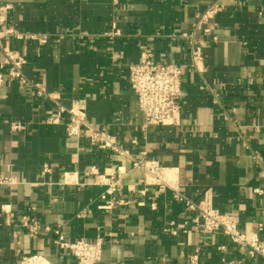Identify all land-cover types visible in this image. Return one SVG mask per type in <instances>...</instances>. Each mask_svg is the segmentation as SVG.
Returning a JSON list of instances; mask_svg holds the SVG:
<instances>
[{"label":"crops","instance_id":"crops-1","mask_svg":"<svg viewBox=\"0 0 264 264\" xmlns=\"http://www.w3.org/2000/svg\"><path fill=\"white\" fill-rule=\"evenodd\" d=\"M6 3L12 9L0 30L47 37L43 44L0 40L25 59L28 79L66 107L84 99L88 120L112 134L121 149L177 167L189 199L210 193L214 207L234 215L247 232L264 223V0H0ZM213 3L221 5L212 21L217 40L203 47L205 70L198 73L180 34L192 32L196 14ZM116 28L121 35H109ZM150 48L155 60L182 67L177 125L141 128L128 75ZM54 109L20 81L0 88V177L13 181L0 183V264H20L31 254L52 264H77L55 247L51 233L30 236L23 215L58 227L69 241L101 234L98 264H264L220 231H203L193 221L195 212L170 190L158 191L127 157L84 136L68 137L67 115L47 122ZM14 121L25 128L12 131ZM93 166L122 174L120 190L108 198L127 203L99 208L105 186L89 173ZM194 253L195 263L189 259Z\"/></svg>","mask_w":264,"mask_h":264},{"label":"built area","instance_id":"built-area-1","mask_svg":"<svg viewBox=\"0 0 264 264\" xmlns=\"http://www.w3.org/2000/svg\"><path fill=\"white\" fill-rule=\"evenodd\" d=\"M113 4H119L120 0H112ZM12 9L11 4L0 5V25L7 21L8 12ZM221 10V5L213 3L208 5L203 11L196 14L192 32H183L180 37L188 42L189 47V66L192 70L201 73L205 70L203 47L207 42H215L217 36L213 32V19ZM109 35L120 36V29H113ZM6 37L18 39L32 38L37 39L43 44L46 35H35L21 33L13 27L0 30V40ZM0 88L5 81H20L22 84L29 85L33 91L43 98L51 100L54 104L55 115L47 122L56 123L63 115H67L65 131L68 137L79 138L84 136L88 141L100 149H109L112 152L127 157L131 166L144 172L149 181L153 183L158 191L170 190L175 200L184 204L189 211L195 212L193 221L200 226L203 231H220L229 237L234 246L241 251H245L251 258L261 257L264 260V223L258 222L255 228L244 231L237 225L234 215L223 213L214 207L210 193H204L198 200L186 197L180 190L179 170L177 167L167 166L157 159L146 157V153L133 155L119 147L115 137L105 131L99 130L94 123L90 122L86 116L84 99L74 100L70 107L64 106L60 102V97L49 93L40 83L28 79L23 66L25 59L16 50L0 44ZM182 67L173 62H163L154 59L153 49H146L142 52L139 61L132 64L129 69L128 82L131 90L137 96L138 107L143 115L142 129L151 126L177 125L180 122L182 96ZM14 132H19L25 128L24 124L14 121L10 126ZM133 142H135L133 140ZM258 157V155H256ZM44 171L48 167L44 165ZM89 173L96 176V183L105 186L104 193L101 195L105 200L100 205V209H110L114 203L125 204L123 199L113 200L108 196L114 195L120 190L121 173L109 172L99 173L95 166L89 168ZM68 174L64 173V181L67 182ZM11 179L0 177V183H11ZM140 194L143 190H139ZM254 192L262 193V189L254 188ZM154 207V203H152ZM21 223L27 228L30 236H37L43 233L52 234V242L55 247L68 252L74 257L77 264H98L102 257L103 236L97 235L93 241L78 239L75 241L66 240L62 231L56 226L40 224L34 218L27 215L21 217ZM174 223L171 222L170 226ZM166 230L176 233V229L171 227ZM191 262H196L197 253L189 257ZM20 264H52L41 254H31L22 256Z\"/></svg>","mask_w":264,"mask_h":264}]
</instances>
